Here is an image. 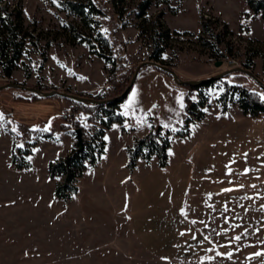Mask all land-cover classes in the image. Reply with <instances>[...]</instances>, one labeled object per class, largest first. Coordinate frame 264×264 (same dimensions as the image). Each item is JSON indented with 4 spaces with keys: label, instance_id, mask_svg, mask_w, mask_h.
<instances>
[{
    "label": "rangeland",
    "instance_id": "374dc122",
    "mask_svg": "<svg viewBox=\"0 0 264 264\" xmlns=\"http://www.w3.org/2000/svg\"><path fill=\"white\" fill-rule=\"evenodd\" d=\"M0 1L22 7L30 32L20 66L11 77H5L0 67V84L15 81L105 98L119 94L138 65L150 59L154 37L162 43L153 28L163 22L171 30L163 58L174 64L180 77L201 78L203 73L231 68L236 64L229 58L234 57L262 83L239 70L225 74V79L264 96V19L248 0H172L176 12L159 3L151 4L142 16L141 0H95L103 11L92 14L87 24L63 10L60 0ZM69 22L77 24L76 29ZM140 22L146 24L144 31ZM204 23L214 31L205 32L214 43L211 47L197 39ZM174 30H189L192 35ZM77 31L86 39L76 36ZM215 60L223 62L216 65ZM223 80L203 88L209 95L204 118L189 125L187 136H174L168 148L170 162L186 148L200 145L216 150L209 153L210 162L233 160L239 168L234 196L226 195L225 181H220L218 196H203L207 202L186 205L189 219L209 242L184 254L154 250L139 238L121 206L126 190L122 185L128 183V147L147 133L148 115L165 128L181 129L187 117L186 92L198 99L197 90L163 68L142 64L126 100L115 109L124 115L123 123L114 122L105 130L100 159L88 163L74 180L75 191L60 197L55 188L63 177L50 175V161L77 147L78 127L83 139H91L104 113L98 110L91 121L89 110L74 109L73 102L61 95L37 96L15 86L0 89V264H264V147L257 143L248 158L243 155L244 133L262 135L264 123L243 112L237 95H228V108L222 109L218 98ZM17 150L27 166L13 160ZM248 161L262 171H250V186L245 189L241 164ZM188 238L194 240L193 235Z\"/></svg>",
    "mask_w": 264,
    "mask_h": 264
},
{
    "label": "trees",
    "instance_id": "16d2710c",
    "mask_svg": "<svg viewBox=\"0 0 264 264\" xmlns=\"http://www.w3.org/2000/svg\"><path fill=\"white\" fill-rule=\"evenodd\" d=\"M171 1L172 0H141V2L139 3L141 12H139V15L142 16V13L146 11V9L151 6V4L165 3L171 6ZM59 3L63 10L67 11L69 14L80 17L84 24L90 23L89 21L92 19V14H99L103 11L101 7L95 2V0H60ZM248 4L249 7L255 12H260L262 18L264 19V0H248ZM171 7L172 12L177 11V6ZM69 25H71L72 29H76L77 24L69 22ZM139 25L142 31H144L146 24L144 22H140ZM155 27L156 28L153 29L158 35H161L163 41L161 43L158 39H156L157 37H154V45L149 58L155 59L170 66L174 65L171 64V62L165 61L163 58V53L166 50L168 40L170 39L171 30L163 22H156ZM209 28L210 27L208 26V24L204 23L201 32L197 35V39L202 45L211 47L214 45V43L210 38L205 36V32L207 31H210L211 33L214 32L211 28ZM174 32L177 34L192 35V32H190L189 30H174ZM75 34L76 36L82 35L79 31H77ZM81 37V40L86 39L84 36ZM103 38L108 41V38H106V36L103 35ZM29 39L30 32L27 27H25L22 7L14 3L11 4L6 1H0V67L5 77H11L13 71L20 66L24 51L27 49L28 42L30 41ZM214 50L219 51V48L215 47ZM219 54L220 53L217 52V56H219ZM245 65L249 66L247 64ZM221 80H223L224 82V90L220 94L218 99L224 111L228 108V95H237L238 103L245 114H250L251 116H258L262 114L264 115V96H262L260 92L242 83L229 82L225 79L224 76H222L197 85L185 84L192 90H197L199 98L193 99L191 97L190 90H187V117L185 119L184 126L178 130L165 128L161 123L154 121L155 116L151 114L148 115V119L151 124L150 129L146 134L136 138L134 144L128 147V166L132 169L135 166L138 157H143L146 160H150L152 155H156L158 157L159 165H166L168 161V148L171 144V139L174 136H187L190 132L189 125L203 119L205 116V107L209 105V95L205 90H203V88L206 85L220 83ZM129 90L130 87H126L119 94L110 95L107 98L112 99L108 100L105 103H86L71 97L57 94L73 102L72 107L74 109H80L85 112H87L86 110H89L88 119H90L91 121L96 118L98 110L104 113V116L99 115L101 126L97 129V132L93 134L91 139H83L81 144H77V147L69 151L66 155L50 161V175H61L63 177V180L57 183L55 188V193L58 196L67 197L73 191H75L77 186L73 183L74 180L84 173L85 169L88 166V163H96L100 155L104 152L105 130L107 128H110L114 122L123 123L124 115L115 112V109L118 108L119 105L126 100ZM31 93L37 96L40 95L35 91H31ZM78 94L96 98H105L98 93ZM70 126H75V124H64L63 127ZM47 134L48 133H46L45 135ZM14 148L20 150V146H18L17 144H15ZM24 151L27 152V150ZM13 160L20 167L27 166L29 164L27 161L22 160L21 156H19L18 154V150L17 152H13Z\"/></svg>",
    "mask_w": 264,
    "mask_h": 264
},
{
    "label": "crops",
    "instance_id": "0c3cea01",
    "mask_svg": "<svg viewBox=\"0 0 264 264\" xmlns=\"http://www.w3.org/2000/svg\"><path fill=\"white\" fill-rule=\"evenodd\" d=\"M203 75H210V72ZM250 119L264 123V115ZM263 136L244 133V158L250 156V147L255 144L264 147ZM251 140H254L253 144ZM213 151L216 150L199 145L183 150L176 162H170L168 156L164 166L159 165L157 156H152L150 160L138 157L132 169L126 164L128 183L122 185L126 190L123 191L121 206L136 234L152 249L179 254L201 250L209 242L205 233L199 230V225L189 219L186 205L207 202L208 199H203V196H218L220 181H225L223 187H226V195L234 196L235 171L239 170L233 160L210 162L212 157H209V153ZM197 155L200 157L196 158ZM142 163L145 168L141 166ZM241 166L244 177L242 185L246 189L250 186V171L260 174L262 169L259 166L252 168L250 161L243 162ZM148 167L151 168L148 170ZM202 191L211 193L201 194ZM190 235L194 236V240L188 238Z\"/></svg>",
    "mask_w": 264,
    "mask_h": 264
},
{
    "label": "water",
    "instance_id": "95a60500",
    "mask_svg": "<svg viewBox=\"0 0 264 264\" xmlns=\"http://www.w3.org/2000/svg\"><path fill=\"white\" fill-rule=\"evenodd\" d=\"M223 61L222 60H217L215 62L216 65H220ZM151 64V65H156V66H159L160 68H163L167 71H169L170 73L173 74V76L182 84H192V85H197V84H201V83H205L211 79H216V78H219V77H222L224 76L225 74L231 72V71H236V70H239V71H243V72H246L248 74H250L251 76L253 77H256L257 79H259V81L262 83V80L249 68L247 67H244L243 65H235L231 68H228V69H224L220 72H216L214 74H211V75H208V76H204V77H201V78H182L180 77L179 73L176 71V69L170 65H167V64H164V63H161L155 59H148L146 61H143L141 64L138 65L132 79H131V82L130 84L128 85V88L132 85V82L134 80V78L136 77L137 73H138V70L139 68L141 67L142 64ZM7 86H15V87H23V88H27L31 91H35L39 94H42V95H54V94H61V95H64V96H67V97H71V98H74V99H77V100H80V101H83V102H86V103H90V102H93V103H105L107 102L108 100L112 99V98H96V97H92V96H84V95H81V94H78V93H75V92H69V91H66V90H61V89H58V88H52V89H49V90H44L42 88H39L37 86H31V85H25V84H22V83H19V82H15V81H8V82H5L3 84H0V89L4 88V87H7ZM77 131V135H78V144H81L82 140H83V137H82V128L81 127H78L76 129Z\"/></svg>",
    "mask_w": 264,
    "mask_h": 264
},
{
    "label": "built area",
    "instance_id": "2783aa9c",
    "mask_svg": "<svg viewBox=\"0 0 264 264\" xmlns=\"http://www.w3.org/2000/svg\"><path fill=\"white\" fill-rule=\"evenodd\" d=\"M229 62H231L233 64H236V65L240 64L239 61L236 58H234V57L229 58Z\"/></svg>",
    "mask_w": 264,
    "mask_h": 264
}]
</instances>
